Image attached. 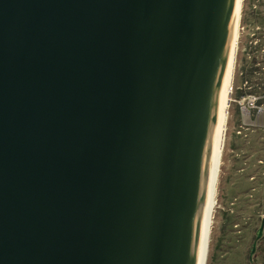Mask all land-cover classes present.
I'll use <instances>...</instances> for the list:
<instances>
[{"label": "water", "instance_id": "water-1", "mask_svg": "<svg viewBox=\"0 0 264 264\" xmlns=\"http://www.w3.org/2000/svg\"><path fill=\"white\" fill-rule=\"evenodd\" d=\"M235 5L0 0V264H196Z\"/></svg>", "mask_w": 264, "mask_h": 264}, {"label": "rangeland", "instance_id": "rangeland-1", "mask_svg": "<svg viewBox=\"0 0 264 264\" xmlns=\"http://www.w3.org/2000/svg\"><path fill=\"white\" fill-rule=\"evenodd\" d=\"M253 21L255 22L254 25ZM262 31L264 33V0H244L242 3L239 39L230 95L231 100L226 122L224 147L217 180V203L214 210L206 264H247V250L251 242L253 225H257L259 221V216L256 215L250 227L245 228L247 222L242 226L234 227L231 223L227 224L226 211L227 208L231 207L229 203L233 200L232 191H235L233 190L234 188L229 189V186L234 187V185L231 184L233 181H236V184L239 186L238 189L241 188L242 185V181L236 179V177L230 173V168L235 160L232 145L239 139L254 140L255 145H259L257 141L264 140V129L261 130V128L264 127V111L261 113L262 115L256 119L255 111L252 112L251 117L247 120V123L250 125L245 126L246 128H254L252 125H256L260 128L251 132V134L255 133L253 137L249 135V138H244L241 134H237L240 133V131H247L245 127L240 126L243 120L240 104L237 102V100L240 101V95L251 94L257 96L259 97L257 103L262 104L264 107V37H260ZM253 32H256L255 36H250ZM255 37L256 41L261 44V49L258 48L260 44H253ZM255 63H258L256 65L258 68H254L253 65ZM255 198L257 202L260 203L258 212L255 213L262 215L264 214V196L262 195V191L257 194ZM239 205H241V203L236 202L235 206H232L234 212L230 214L229 220L243 223V221L246 220L248 212L238 213L237 208ZM236 230L240 231L235 232ZM259 264L261 263L259 262Z\"/></svg>", "mask_w": 264, "mask_h": 264}, {"label": "flooded vegetation", "instance_id": "flooded-vegetation-1", "mask_svg": "<svg viewBox=\"0 0 264 264\" xmlns=\"http://www.w3.org/2000/svg\"><path fill=\"white\" fill-rule=\"evenodd\" d=\"M255 22L253 21V25ZM258 26V25H255ZM263 29V27H262ZM256 32H253L250 34V36H255ZM264 37V33L260 34V37ZM258 41H253V44H260ZM261 47V44L259 45V49ZM258 63H255L253 66L254 68H258L256 65ZM260 68V67H259ZM252 127H247L245 130L248 131H240V133L244 138H249L250 136H254L255 133H252L253 131H256L257 128H259L256 125H252ZM260 129V128H259ZM264 127L261 128L263 130ZM239 132V131H238ZM259 145L254 144V140L250 141L248 139L244 140H238L232 145V151H234L235 154V160L234 164L230 168L231 175H234L236 179L242 181L241 188L238 189V185L236 184V181L232 182L231 184L233 186H229V189H233L235 191L233 192L232 201H230L229 205L231 204V207L227 208L226 211V219L227 224L231 223L234 227L236 226H242L246 222V227L248 228L252 225L253 221L255 220V216H259V221L256 224H254V228L252 229L251 234V242L249 244L248 250H247V264H258L259 262L261 264L264 263V214H257L255 212H258L259 202H257V199L255 198L257 194H259L262 191V195L264 196V140L257 141ZM235 179V178H234ZM236 192V193H235ZM242 197V199H241ZM236 202H240L241 205H239L237 208L238 213L248 212V215H246V220L243 221V223H239V221L233 220L230 221V214L234 212V209L232 206H235ZM263 209H264V202H263ZM260 230V235L257 237L258 230ZM240 230H236L235 232H239ZM254 245L253 250H251L252 245Z\"/></svg>", "mask_w": 264, "mask_h": 264}, {"label": "bare ground", "instance_id": "bare-ground-1", "mask_svg": "<svg viewBox=\"0 0 264 264\" xmlns=\"http://www.w3.org/2000/svg\"><path fill=\"white\" fill-rule=\"evenodd\" d=\"M244 0H236L235 10L231 22L230 41L225 59V68L223 75V87L221 88L218 110H217V124L218 131L213 139L212 146V164H211V178L209 186V195L207 197L202 229L199 242V250L196 264H206L211 227L213 224L214 210L216 207V190L219 168L221 163V156L224 147V139L226 133V122L228 116V109L230 103V95L233 84V76L235 69V58L237 53V45L239 39L240 20L242 3Z\"/></svg>", "mask_w": 264, "mask_h": 264}, {"label": "built area", "instance_id": "built-area-1", "mask_svg": "<svg viewBox=\"0 0 264 264\" xmlns=\"http://www.w3.org/2000/svg\"><path fill=\"white\" fill-rule=\"evenodd\" d=\"M258 99L259 97L251 94L240 95V99H239L240 101L237 100V102L240 104V110L243 118L240 125L241 127L250 125L249 123H247V120L251 117L252 112L255 111V117H257L264 111L263 105L257 103Z\"/></svg>", "mask_w": 264, "mask_h": 264}, {"label": "crops", "instance_id": "crops-1", "mask_svg": "<svg viewBox=\"0 0 264 264\" xmlns=\"http://www.w3.org/2000/svg\"><path fill=\"white\" fill-rule=\"evenodd\" d=\"M262 114H260V115H258L257 117H255V118H258V117H260ZM264 126V125H263Z\"/></svg>", "mask_w": 264, "mask_h": 264}]
</instances>
